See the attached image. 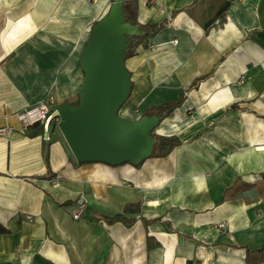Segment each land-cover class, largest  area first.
<instances>
[{"label": "crops", "instance_id": "obj_1", "mask_svg": "<svg viewBox=\"0 0 264 264\" xmlns=\"http://www.w3.org/2000/svg\"><path fill=\"white\" fill-rule=\"evenodd\" d=\"M112 3L0 0V264H264V0H138L164 28L126 59L121 116L172 106L154 131L181 141L169 156L79 163L57 120L49 140L21 129L23 109L78 96ZM132 203V227L108 223Z\"/></svg>", "mask_w": 264, "mask_h": 264}, {"label": "water", "instance_id": "obj_2", "mask_svg": "<svg viewBox=\"0 0 264 264\" xmlns=\"http://www.w3.org/2000/svg\"><path fill=\"white\" fill-rule=\"evenodd\" d=\"M124 1L113 0L91 31L80 59L84 83L78 105L64 102L57 108L59 131L79 163L136 166L152 156L160 119L121 116L133 88L126 65L130 43L124 36L137 32L126 21Z\"/></svg>", "mask_w": 264, "mask_h": 264}, {"label": "trees", "instance_id": "obj_3", "mask_svg": "<svg viewBox=\"0 0 264 264\" xmlns=\"http://www.w3.org/2000/svg\"><path fill=\"white\" fill-rule=\"evenodd\" d=\"M126 21L134 25L137 29V32L133 36H124L125 41L129 42V50L126 54V59L133 57L137 54V49L145 42L150 39L155 38L159 32L164 28L163 24H154L148 23L146 25L139 24L137 21V13H138V0H125L124 7ZM98 23V22H97ZM94 24V27L97 25ZM114 38H118L116 35H113ZM79 103V102H78ZM78 103L76 105H78ZM173 107L170 105H161L159 107L152 108L147 114L148 115H156L160 120H163L171 111ZM155 145L153 147L152 156L154 158H165L169 156L172 151L181 145V141L175 137H159L155 136ZM48 162V159H46ZM49 174V173H48ZM44 175L41 179H45L48 177H53V175ZM71 204H64L62 206L67 207ZM141 213V204L140 203H132L128 204L123 214H117L116 216L108 219V223L114 224L117 222H122L127 227H132L136 222L135 219H128L125 214H140ZM0 233H8L7 230L0 229Z\"/></svg>", "mask_w": 264, "mask_h": 264}, {"label": "built area", "instance_id": "obj_4", "mask_svg": "<svg viewBox=\"0 0 264 264\" xmlns=\"http://www.w3.org/2000/svg\"><path fill=\"white\" fill-rule=\"evenodd\" d=\"M16 117L23 131H30L31 129L38 130L39 128H43V130L47 133L45 139L49 140L48 130L50 128L51 123L54 120H57V124L59 122V118L57 115L56 99L53 95H48L38 104L27 107L22 111L18 112L16 114ZM13 133V127L0 128V136L9 137ZM74 217L75 219H78L79 215H75Z\"/></svg>", "mask_w": 264, "mask_h": 264}, {"label": "rangeland", "instance_id": "obj_5", "mask_svg": "<svg viewBox=\"0 0 264 264\" xmlns=\"http://www.w3.org/2000/svg\"><path fill=\"white\" fill-rule=\"evenodd\" d=\"M88 2L90 3V4H94L95 2H96V0H88ZM53 95V94H52ZM54 96V95H53ZM55 97V96H54ZM55 99H56V97H55ZM79 102V99H78V96L74 99V100H72V103L71 104H73V105H76L77 103ZM56 125V124H55ZM55 127H57V129L59 130V128H58V125H56ZM62 135V134H61ZM63 137V136H62Z\"/></svg>", "mask_w": 264, "mask_h": 264}, {"label": "bare ground", "instance_id": "obj_6", "mask_svg": "<svg viewBox=\"0 0 264 264\" xmlns=\"http://www.w3.org/2000/svg\"><path fill=\"white\" fill-rule=\"evenodd\" d=\"M84 80V79H83ZM71 94H74V92H72Z\"/></svg>", "mask_w": 264, "mask_h": 264}]
</instances>
